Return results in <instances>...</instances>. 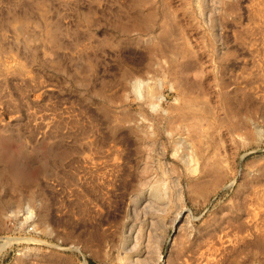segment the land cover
<instances>
[{"label": "rangeland", "instance_id": "1", "mask_svg": "<svg viewBox=\"0 0 264 264\" xmlns=\"http://www.w3.org/2000/svg\"><path fill=\"white\" fill-rule=\"evenodd\" d=\"M7 237L0 264H264V0H0Z\"/></svg>", "mask_w": 264, "mask_h": 264}, {"label": "bare ground", "instance_id": "2", "mask_svg": "<svg viewBox=\"0 0 264 264\" xmlns=\"http://www.w3.org/2000/svg\"><path fill=\"white\" fill-rule=\"evenodd\" d=\"M154 17L152 16V13L147 15L145 17V19L142 20V24L138 21H136L134 23V25L136 27H143V28H151L152 27V22H153ZM163 36L166 38L170 37V32L166 29L165 31H163ZM51 38H53V41H56V36L55 34H53V36L51 35ZM159 44L155 45V50L154 51H159ZM170 58H168L169 60ZM170 60L173 61V59L171 58ZM181 96H182V103L179 107H174L171 109V114L172 117H176L179 116L180 119L182 120L181 124H184L185 126H187L191 131H193L196 134H200L201 137H203V131L202 128L200 126V124L195 120V118H189L187 117L188 111L191 110V108H194L195 102L194 99L191 98V96L189 95L188 91H186V89H182V91L180 92ZM147 97L150 101H152L155 97H154V93L148 92ZM188 121V123H187ZM231 126V130L237 131L240 129H245L246 130V139L247 140H251L254 138L253 132L251 130H249L246 126H245V122H239V120L232 121V124H230ZM248 129V130H247ZM203 158V157H202ZM210 159H203V163L201 166V173H202V178L204 179V182H199V183H193L192 184V189L196 190V189H209V186L205 185V179L207 178H212V182L215 184L214 187H217L218 185H220V183L223 180L224 174L219 171L218 168V163H212L210 162ZM31 211V210H30ZM2 242L0 243V249H2L3 247L5 248V246L10 245L12 242L17 241L18 239H14V238H2L1 239ZM262 244L264 245V241H262ZM80 251V248H77Z\"/></svg>", "mask_w": 264, "mask_h": 264}]
</instances>
